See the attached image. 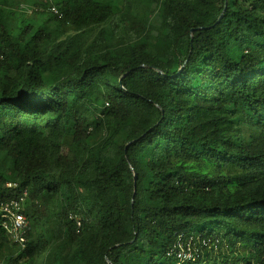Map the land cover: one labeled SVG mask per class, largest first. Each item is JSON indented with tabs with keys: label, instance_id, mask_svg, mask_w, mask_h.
I'll return each mask as SVG.
<instances>
[{
	"label": "trees",
	"instance_id": "obj_1",
	"mask_svg": "<svg viewBox=\"0 0 264 264\" xmlns=\"http://www.w3.org/2000/svg\"><path fill=\"white\" fill-rule=\"evenodd\" d=\"M22 1L0 0V203L26 191L29 227H0V264H264V0Z\"/></svg>",
	"mask_w": 264,
	"mask_h": 264
},
{
	"label": "built area",
	"instance_id": "obj_2",
	"mask_svg": "<svg viewBox=\"0 0 264 264\" xmlns=\"http://www.w3.org/2000/svg\"><path fill=\"white\" fill-rule=\"evenodd\" d=\"M54 0H45V3L48 5L47 10L50 13L56 14L59 18L62 17V14L59 12L57 7L53 4ZM16 184H7V188H16ZM28 197L26 191L18 196L7 201L0 203V227L6 233L9 241L13 244H16L20 247H24L27 243V229L29 227V221L25 215V202ZM77 226L80 227V220H77ZM202 246H207V242L203 240L201 242ZM174 255L176 259L183 262L185 260H190L193 258L191 247L186 249L182 247L181 244H178V248L175 251Z\"/></svg>",
	"mask_w": 264,
	"mask_h": 264
},
{
	"label": "rangeland",
	"instance_id": "obj_3",
	"mask_svg": "<svg viewBox=\"0 0 264 264\" xmlns=\"http://www.w3.org/2000/svg\"><path fill=\"white\" fill-rule=\"evenodd\" d=\"M31 2L32 0H23L21 2V6H22V10H19V12L16 13L15 17L18 18L20 17V15H24V16H28L31 11H33V9L31 7H29V5H31ZM48 5H50V3H48ZM48 5L44 8L41 9V12H39L37 18L40 20V21H45L48 16H49V13L47 11V8H48ZM124 5H125V10L126 12L128 11V9L130 8H133L135 6H137V3H134L132 0H124ZM140 12L144 14V16L146 17V20L147 18L151 21V17L149 18L148 14H149V10L145 9L142 5H140V8H139ZM147 20V21H149ZM152 22V21H151ZM155 24V25H154ZM151 29H153V31L155 30H159L160 26H158L156 23H151ZM72 27L69 25H67L66 27V36H71L72 35V32H71V29ZM156 31V32H157ZM90 36H93V33L90 34ZM90 36H85L84 37V42H89L91 37ZM161 37V36H160ZM43 118L41 119V123L43 122ZM77 151V153L80 154V151L75 149ZM34 264H43V258H40V257H37L36 259H34Z\"/></svg>",
	"mask_w": 264,
	"mask_h": 264
}]
</instances>
